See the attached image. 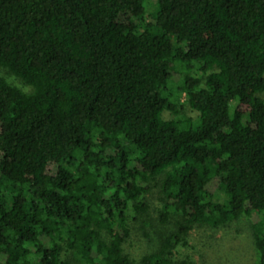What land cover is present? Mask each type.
I'll return each instance as SVG.
<instances>
[{"label":"trees","instance_id":"16d2710c","mask_svg":"<svg viewBox=\"0 0 264 264\" xmlns=\"http://www.w3.org/2000/svg\"><path fill=\"white\" fill-rule=\"evenodd\" d=\"M147 1L0 0V264H193L252 214L264 264V0ZM153 188L180 221L131 256Z\"/></svg>","mask_w":264,"mask_h":264},{"label":"rangeland","instance_id":"374dc122","mask_svg":"<svg viewBox=\"0 0 264 264\" xmlns=\"http://www.w3.org/2000/svg\"><path fill=\"white\" fill-rule=\"evenodd\" d=\"M147 11L154 9L155 0H148ZM198 75L197 70L193 75ZM0 75L5 77L12 85L28 91L18 79L6 75L0 70ZM179 75L173 76L172 84L177 83ZM184 106L182 114L195 119L198 114L192 111L181 97ZM165 119H170L168 112L163 114ZM215 201L223 203L225 196L218 192ZM148 205L147 213L138 214L132 207L127 211V226L130 230V238L126 244V250L131 256H138L143 252H153L162 240L175 231L174 224L180 218L174 217L169 224H160L158 210L160 207L158 189L153 188L144 197ZM257 218L254 214L250 217L242 216L236 222L230 223L218 229L208 227L194 228L188 237V245L177 247L176 258H188L193 264H252L255 261L256 251L252 237L251 225Z\"/></svg>","mask_w":264,"mask_h":264}]
</instances>
